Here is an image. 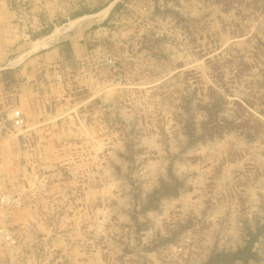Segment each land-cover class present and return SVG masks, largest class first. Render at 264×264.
I'll return each mask as SVG.
<instances>
[{
	"label": "rangeland",
	"instance_id": "374dc122",
	"mask_svg": "<svg viewBox=\"0 0 264 264\" xmlns=\"http://www.w3.org/2000/svg\"><path fill=\"white\" fill-rule=\"evenodd\" d=\"M41 1L21 44L63 57L0 71V264H264V0Z\"/></svg>",
	"mask_w": 264,
	"mask_h": 264
},
{
	"label": "crops",
	"instance_id": "0c3cea01",
	"mask_svg": "<svg viewBox=\"0 0 264 264\" xmlns=\"http://www.w3.org/2000/svg\"><path fill=\"white\" fill-rule=\"evenodd\" d=\"M14 3L15 0H0V71L11 68L16 69L21 76L31 72L38 74L42 72L45 67L57 61L58 58H62L63 54L61 49L56 47V45L43 53H38L37 50H35V52H29L32 50L29 47L31 46L30 43L21 44L22 31L20 23L18 22V12L15 9ZM24 55L25 57L22 59ZM49 78H51V76H49ZM20 101V104L24 105L25 108L31 106V100L28 102L25 96H23ZM186 170H191V167ZM189 183H191V181H189ZM180 197L181 195L171 197L167 200L165 199L162 208L170 203L177 202ZM156 214L158 215V213L152 212V215ZM25 215L28 216L24 210L20 211L18 216L22 217ZM20 222L27 223L28 219L24 218Z\"/></svg>",
	"mask_w": 264,
	"mask_h": 264
},
{
	"label": "built area",
	"instance_id": "2783aa9c",
	"mask_svg": "<svg viewBox=\"0 0 264 264\" xmlns=\"http://www.w3.org/2000/svg\"><path fill=\"white\" fill-rule=\"evenodd\" d=\"M42 4L41 0H16L15 8L18 12V22L26 23L30 18V12L34 7H40ZM3 202H8L6 197H3ZM9 204V203H7ZM0 239L7 241V243H14L15 239L10 230L0 226Z\"/></svg>",
	"mask_w": 264,
	"mask_h": 264
},
{
	"label": "bare ground",
	"instance_id": "6f19581e",
	"mask_svg": "<svg viewBox=\"0 0 264 264\" xmlns=\"http://www.w3.org/2000/svg\"><path fill=\"white\" fill-rule=\"evenodd\" d=\"M114 5V2L113 3H111V4H109L106 8H103L102 10H100L97 14L99 15V14H102V13H105V15H106V13H108V11L110 10V8L112 7ZM97 12V11H96ZM94 14H92V16H93ZM85 16H87V15H85ZM82 17V16H81ZM78 19H80V18H78ZM78 19H75V20H73V22H75L76 20H78ZM60 34H62V27H57L49 36H46V37H44L41 41H44V40H48V39H50V40H52V39H54V38H57L58 37V35H60ZM40 41V42H41ZM39 46H40V43H38L36 46L34 45L33 46V48H31L32 50L31 51H29V52H32V51H34L35 52V50H37L38 48H39ZM40 50V49H39ZM29 54V53H28ZM22 61V60H21ZM17 65V64H16Z\"/></svg>",
	"mask_w": 264,
	"mask_h": 264
},
{
	"label": "trees",
	"instance_id": "16d2710c",
	"mask_svg": "<svg viewBox=\"0 0 264 264\" xmlns=\"http://www.w3.org/2000/svg\"><path fill=\"white\" fill-rule=\"evenodd\" d=\"M249 252H250V250L247 247L246 249L240 250L237 253H226V252H223V253H221V256L222 257H231L232 259H240V258H246L247 257V254Z\"/></svg>",
	"mask_w": 264,
	"mask_h": 264
}]
</instances>
